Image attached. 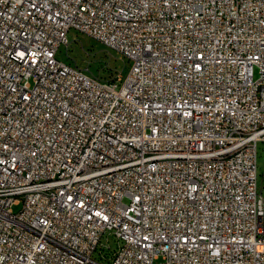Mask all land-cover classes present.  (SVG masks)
Returning <instances> with one entry per match:
<instances>
[{"label": "built area", "instance_id": "2783aa9c", "mask_svg": "<svg viewBox=\"0 0 264 264\" xmlns=\"http://www.w3.org/2000/svg\"><path fill=\"white\" fill-rule=\"evenodd\" d=\"M259 141L264 0H0V264H264Z\"/></svg>", "mask_w": 264, "mask_h": 264}, {"label": "rangeland", "instance_id": "374dc122", "mask_svg": "<svg viewBox=\"0 0 264 264\" xmlns=\"http://www.w3.org/2000/svg\"><path fill=\"white\" fill-rule=\"evenodd\" d=\"M74 40L67 54V47L62 45L58 57L64 61H71L78 66L84 68L90 74L102 78L104 80L113 81L122 78L127 70L128 64L122 56L116 51L108 48L101 42L91 37L71 30L69 32L70 40ZM70 55V58L68 57ZM256 76L258 70L255 71ZM258 183L259 189L264 188V141L258 143ZM264 196V189H263ZM125 202L128 200L125 199ZM22 208L21 204L14 205V211L18 212ZM106 237V236H105ZM104 237V238H105ZM111 243L117 247V240L112 238Z\"/></svg>", "mask_w": 264, "mask_h": 264}]
</instances>
